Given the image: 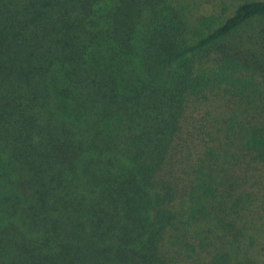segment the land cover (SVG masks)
<instances>
[{"label":"trees","instance_id":"16d2710c","mask_svg":"<svg viewBox=\"0 0 264 264\" xmlns=\"http://www.w3.org/2000/svg\"><path fill=\"white\" fill-rule=\"evenodd\" d=\"M225 14L0 0V264H264V0Z\"/></svg>","mask_w":264,"mask_h":264},{"label":"rangeland","instance_id":"374dc122","mask_svg":"<svg viewBox=\"0 0 264 264\" xmlns=\"http://www.w3.org/2000/svg\"><path fill=\"white\" fill-rule=\"evenodd\" d=\"M244 0H182V6L186 13H192L194 17H201L208 15L210 13H226L225 15H230L234 13L235 9L242 4ZM259 80H263L258 77ZM264 81V80H263ZM261 170L264 168L259 165ZM258 181L264 183V177L260 179L256 178ZM260 201H264V185L260 189Z\"/></svg>","mask_w":264,"mask_h":264}]
</instances>
